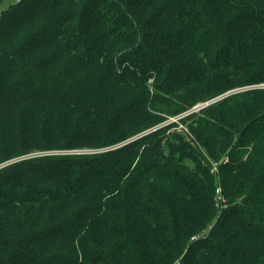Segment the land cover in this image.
I'll list each match as a JSON object with an SVG mask.
<instances>
[{
	"label": "trees",
	"instance_id": "1",
	"mask_svg": "<svg viewBox=\"0 0 264 264\" xmlns=\"http://www.w3.org/2000/svg\"><path fill=\"white\" fill-rule=\"evenodd\" d=\"M259 84L264 0L1 10L0 264H264Z\"/></svg>",
	"mask_w": 264,
	"mask_h": 264
},
{
	"label": "built area",
	"instance_id": "2",
	"mask_svg": "<svg viewBox=\"0 0 264 264\" xmlns=\"http://www.w3.org/2000/svg\"><path fill=\"white\" fill-rule=\"evenodd\" d=\"M246 88H248V87H246ZM241 89H244V88H241ZM241 89H237V90H241ZM215 100L216 99H212V100H208L206 102H202V103H200L202 105H197V106H195L191 110H188V111H186V112H184V113H182L180 115L174 116V118H172L170 120L171 121H176V122L180 123V119H182L183 117L187 116L192 110H197L200 107L209 105V104L213 103ZM180 128L184 129V131H186V132L189 131L188 128L184 124H182V123H180ZM71 152H73V151H71ZM47 153H49V152H47ZM212 172L215 173L216 176H219V170H218V167H217V163H215L214 168L212 169ZM219 191H220V187L218 188V192Z\"/></svg>",
	"mask_w": 264,
	"mask_h": 264
},
{
	"label": "rangeland",
	"instance_id": "3",
	"mask_svg": "<svg viewBox=\"0 0 264 264\" xmlns=\"http://www.w3.org/2000/svg\"><path fill=\"white\" fill-rule=\"evenodd\" d=\"M15 1H16V0H0V11L3 10V9L8 8V7H9L12 3H14ZM255 86L264 87V84H259V85H255ZM197 105H202V104L199 103V104H196L195 106H197ZM195 106H194V107H195ZM194 107H193V108H194ZM193 108H192V109H193ZM190 110H191V109H190ZM172 118H174V116H173V117H170L169 120L172 119ZM166 122H169V121H168V118H167V121H166ZM172 122H176V121H172ZM181 132H182V131H181ZM182 133H183V132H182ZM214 165H215V163H214V162H213V163L211 162V172H212V169L214 168ZM212 174H215V173L212 172ZM217 177H218V176H217Z\"/></svg>",
	"mask_w": 264,
	"mask_h": 264
}]
</instances>
